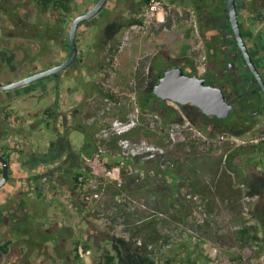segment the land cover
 <instances>
[{"label":"rangeland","instance_id":"1","mask_svg":"<svg viewBox=\"0 0 264 264\" xmlns=\"http://www.w3.org/2000/svg\"><path fill=\"white\" fill-rule=\"evenodd\" d=\"M97 1L98 0H70V4L74 15L76 14L78 16L79 14L85 13L86 9L92 7ZM115 1L116 0H110L104 9L110 11L115 5ZM162 3L165 7L164 14L167 16L166 18L168 19L171 17V23L167 24L165 28L167 30L163 29L161 33H158L162 26L159 27L158 21H153L152 24H148L149 26L145 25L144 28L138 29L135 27L123 31L119 36L121 44L119 57H116L117 59H115L111 70L106 73L105 77L101 75L99 77L98 74H93L95 71L94 58L97 55V49L99 50L97 44L99 38L102 37L105 24L102 19L105 16L98 18L95 23L90 22L87 24L88 26L83 23L79 26L77 33V59L79 60L82 54L85 55L83 65L79 66V70L82 71L80 73L77 71L73 72L71 68H67L61 72V78L67 80L75 98L82 95L84 83L87 84L84 87L88 86L91 88V86L95 87L94 83L100 82L96 86H100L103 91H110L113 93L118 98L117 102L121 103L120 106H113V104H110L111 102H101L98 100V95L96 97L98 98L97 102L93 107L94 109L87 114L88 118L95 115L94 117L97 119L111 121L114 114L119 113V111H122L126 115L132 109L133 98L138 96V85L134 77L136 71L139 68H143L144 65H149L154 57L160 56V48L162 45L168 48V53L164 54L166 59L172 62L159 61L161 68L163 70L169 69L174 66V63L179 62L176 59H172L170 56H179L183 46L188 42V39L185 37L186 27H191L193 23L188 19L183 25L182 22L169 14L164 0H162ZM129 6V0L121 3L120 9L117 10L118 12L113 11L112 14L110 13L111 15L107 17L106 23L110 20H114L118 16L117 13H119V15L128 16L131 12ZM169 8L172 7L170 6ZM102 13H105V10H103ZM141 13H145V11ZM39 14L40 12L33 4L32 0H0V34L2 32V34L9 35L13 32L14 35L21 36V31H24V34L31 37V29L34 25H36L41 33L44 32L48 28L46 26L49 23L43 22ZM59 14L58 12V15L55 16L53 11H48L47 14H43L42 17L44 16L50 22V28L54 29V24H56L58 28H64L62 32L64 35L61 38V40L63 39V46L61 45V48H55L54 43H51L49 38H45L44 36L39 37L41 35L37 36L42 39L40 40V42L42 41L40 47L35 44L40 54L44 56V60L48 57L45 56L48 50H52L54 55L56 50L58 53L56 52L57 55L54 56H57L54 58V63L67 57L69 49L66 45L65 38L70 29L71 22H73V18L70 16L68 17V23L62 24ZM11 46H13V44ZM16 48L17 46H14V50H16ZM189 55L191 60H194L195 64L205 56V53L203 49L194 48L189 51ZM10 57H13L10 51L5 50L4 47L0 48V72L6 71V69H8L7 67L14 63L8 61ZM111 57L112 56H110V58ZM25 59L26 56L24 57V60ZM14 64H18L17 61ZM37 66L40 69L46 67L44 62L37 63ZM90 66H92V68H90ZM182 67L186 74L192 72V69L186 64H183ZM195 69L197 71L196 75H203L202 65L195 66ZM87 71L91 74H88ZM63 92H66V90L64 89ZM34 99L35 98L28 100L33 101ZM167 104L181 112L179 105L172 102H167ZM31 105L36 107V102L33 101ZM15 109L16 112H20L17 108ZM102 112L104 114H102ZM211 127L212 126H210V128ZM53 134V127L52 129L45 127L44 137L50 139ZM256 134H250L246 138H256L262 133ZM158 135L159 134L152 133L150 137L143 136L142 138H147L150 141L165 146L168 150V161L174 164L173 168H176L180 174H192L194 179L186 183H181V194L187 198L189 203L177 201L175 209L171 210L168 208L166 200L161 199L160 191H156L158 190V184L161 183L160 179H156V181L147 179L142 185L143 188L132 194L128 193V191L118 194L116 192L118 188L115 184H107L102 199L88 204L83 210H79L76 206L78 195L73 194L72 179L68 178L64 184L56 185L54 193H51L50 190L41 193L42 195L36 197L34 200L39 201L40 207L35 211L28 210L29 216L31 217L28 220H35L36 223L42 227V240L40 243L45 246L48 251L52 252V249L54 250V255H52L54 264H67L64 263L62 259L58 258V252L62 247H65V251L68 253L75 239L86 238L88 234L90 236V243L96 245L100 249L98 251L92 248L90 254L83 258V264H104L105 258L103 257V253L108 250V246L105 243L107 237L115 235L128 238L133 231L130 228H134L135 224L140 223L137 221L142 218H144L145 222H150L155 219L160 223L158 230L161 237L148 247L153 250V254L157 258V255H159L163 259L172 257L177 261L184 258V256H191L192 263L185 260L182 264H204L206 261H208V264H236L237 256L241 255L244 257V261L248 258L251 260L249 262L251 264H261L260 258L264 253L258 255L255 249L252 250L247 247L240 250L239 245L233 239L234 233L240 228V222L234 220L237 212H240L239 216L244 215L249 217L252 212H255L256 208H259V215L264 217V213H262L264 206L261 199H245L242 186L236 187L238 193H235L234 196L230 195L227 200L222 199L220 193L214 196V193H210L207 189L203 192L200 190L201 188L197 186L198 189H196L195 186V182H199L202 179L209 181V185L207 184L208 186H215L218 185L223 178H227L229 175L225 169V153L229 150L236 149L238 146L232 143L230 137L227 135H224L223 139L221 138L222 135H214L212 136L214 143L210 144V149L208 150V144L203 143L202 138L195 137L196 141L198 140L197 142H200V144L192 148L190 152L193 158L191 159L200 162V165H198L200 172L194 173L192 169H185L183 164H181L182 161L176 156L177 154H182L181 152L187 147L182 146V143H178L175 147L170 148L169 143L167 144V137ZM54 137H56V135H54ZM82 140L83 134L81 131L75 130L72 132L71 141L74 147L82 145ZM254 156V154L240 156L236 158L235 162L243 167L246 173L264 171V155L255 156L256 159H252ZM11 170L13 171V169ZM142 179L143 175H139L137 178L139 181ZM195 179L197 181H195ZM123 183H125L124 179ZM240 189L243 192L240 193ZM121 195H125L126 204L129 205L125 210H130L129 212L131 213L128 214V211H126L128 214H126L127 216L116 215V208H121L120 205H118L119 200L122 198ZM13 200H18V197L12 195L11 184H6L0 188V206H8ZM231 201L233 203V208L229 206ZM156 202L159 207L166 209V211H156ZM82 205L83 203L81 206ZM31 206L34 207L35 204L31 203L29 208ZM16 234L8 233L7 241H15L18 239ZM56 234L58 235V239H55ZM166 235L170 237V241L168 245L163 246L162 238ZM50 236H53L54 240H51ZM137 241L139 245L143 243L142 239H137ZM19 249L24 252L25 246L22 245ZM49 253L45 252L42 258H36V260H38L35 264H52L50 263L52 260L50 259L51 254ZM193 261H196V263Z\"/></svg>","mask_w":264,"mask_h":264},{"label":"flooded vegetation","instance_id":"2","mask_svg":"<svg viewBox=\"0 0 264 264\" xmlns=\"http://www.w3.org/2000/svg\"><path fill=\"white\" fill-rule=\"evenodd\" d=\"M109 1L110 0H108V2ZM124 1L128 0H116L115 5L110 11L108 9H104L107 5L106 4L96 16L83 22V24L88 26L87 24H89L90 22L95 23L98 18L105 16L102 19V21L105 22L103 27L104 29L105 26L111 22L110 20L106 23L107 17L110 16L113 11L116 12L118 9H120V4ZM142 1L143 0H129V10L131 12L128 14V16H124L121 14L119 15V13H117L118 16L112 21L119 20L121 22H126L129 16L134 15L133 12L135 10L137 12L138 8L142 6V10L138 14H136L138 19H142V23L134 24L129 28L137 27L138 29H140L144 28L145 25L149 26L148 24L152 23L146 21V12L141 13L142 11H146L148 4L142 5ZM97 2H95L92 7L86 9L85 13L93 8ZM164 2L168 8L169 14L173 17H176V15H178L181 19L180 22H182L183 25L188 21V19L193 23L191 27H186V33L188 29H192L191 34L196 42L195 46L192 49H203L205 53V56L195 64L194 60H191L189 53L183 56L180 52L179 56H170L172 59H176L177 61H179L178 63H174L173 67H181L183 69L182 65L186 64L192 69V72L189 73V75H196L197 71L195 69V66L197 67L202 65L203 75L197 76L204 78L207 85H213L222 89L227 101L234 106V109L231 112H235V114L238 116L237 118H239V120H237V123L239 121L238 124L244 126H248L251 123H254L256 124L257 131L263 130L264 86L262 85L256 74L253 72L251 67L248 65L247 61L244 58V54L240 49L236 29L231 18L230 0H164ZM170 6L172 8H169ZM103 10H105V13H102ZM235 10L237 15V31L240 32L242 38L244 39V43L248 51L250 52L252 60L264 84V0H235ZM54 14L56 16L58 15V12L54 10ZM75 17H73V20L75 19ZM167 20L168 19L166 18L165 23L158 22L159 27L162 26V28L160 27L158 33H161L163 29L167 30L165 29L167 27ZM49 26L50 24H47L46 27L48 28L41 33L36 25H34L31 29L33 35H31V37L24 34V31H21V36L14 35L13 32L9 35H6L4 33L2 34L1 32L0 48L4 47L5 50L11 51V53L13 54V57H11V62L15 63L17 61L18 64H11L9 68L6 69L5 73L1 71L0 79L2 78V75L9 76L15 74L16 71H20L21 76L20 78L16 79L19 80L21 78L57 66L58 64L62 63L64 59H67L71 51L69 31L65 38L66 45L69 49L67 57L62 59L61 61H57L54 63V58L57 57L54 56L57 55V51L55 50L54 55L52 50H48V53L45 56L48 55V60H51V64L42 69L38 68L37 63L44 62V56L41 55L40 51L38 50V47H40V43H42V41L40 42V40L42 39L38 38L37 36L41 35L39 37L44 36L45 38H49L51 40V43H54L55 48H61V45L63 46V39L61 40V38L64 35V33H62L64 28H58L56 24H54V29L50 28ZM129 28H125L124 30H122V32ZM122 32L118 34L116 41H114V44H112V42L106 43L104 38H99L97 44V46H99V50L97 49V55L94 58L95 71L93 74H98L99 77L100 75L102 77H105L106 73L111 70L115 59H117L116 57H118L119 52L121 51L119 36ZM17 37H20L23 40L20 46H18V41L15 40ZM117 41L118 43H115ZM11 43L13 44V48L14 46H17V48L19 49L12 50L10 48ZM188 43L189 40L187 44ZM35 44L38 47L35 46ZM111 48H113L112 50L115 49L116 52H111ZM18 51L20 52V55H17ZM25 56L26 59L24 60ZM110 56L112 57L110 58ZM160 57L163 60H167L164 53H161ZM77 58L68 68H71L73 72L77 71L80 73L82 70H79V66L83 65L85 55L82 54L79 60ZM90 68H92V66H90ZM165 70H163V72ZM89 73L90 72H88V74ZM61 74L62 73L53 74L49 77L39 79L34 83L19 87L11 91L0 90V102L5 101V99L12 100L20 96H23L24 98L33 96L36 100L40 101V99H43L44 95L50 91H54L55 95V91H57V89H59L62 85L65 86V84H67V80H63L61 78ZM16 80L14 79L12 80V82ZM7 83H11V81L4 80L3 84ZM99 83L100 82L94 83V85L96 86ZM66 89L68 92L66 93L67 96L70 94L72 97L73 92L70 90L69 85L66 86ZM71 99L72 98H70V100ZM57 101L58 98H56L54 102L49 105L50 111L44 115V117L46 118V122H51L49 123L51 129L52 122L54 121L55 123L57 117L56 115L58 114L56 109ZM82 101L83 96H81V101L76 104V106L79 107L84 102ZM108 102L110 103L112 102V100H108ZM48 110H46V112ZM75 110H77V108L74 107L73 110H69V112H72L73 115V111L75 112ZM65 114L66 113L62 115L66 123L62 124L64 131L63 136H60L59 139L57 138L52 147V149H54V164L49 165L50 163L47 159H44L42 155H38L39 158H43V160H39V163H45L44 165L47 166V170L44 171L46 182L49 186H52L54 182V188L56 187V185L64 184V182L68 180V178L72 177L76 170L82 167L83 157L85 156L82 153L83 145L82 147H74L72 141H70L69 135L73 132L74 129L73 127H71L70 123V125L67 123L68 117ZM31 119H35V114H32ZM80 119L82 120V124L86 123L85 116L84 118ZM91 121H96V118H92ZM94 140L96 143L100 142L98 135L96 137L94 136ZM34 175H36L35 177L39 176V174ZM29 196H21L19 202L17 200H14V202H16L15 208H12L10 205L3 207L0 206V247L7 242L8 233H17L16 236L18 237V239L12 241L11 245L9 246L8 252L2 253L0 249V264H35V262L39 258H42L45 252H50L47 250V248H45V246L40 243V241L42 240V227L37 224L35 220H28L29 218H31L29 216L28 210L35 211L38 207H40L39 201H34L35 197L31 198ZM31 203H34L35 206H31L29 208ZM50 237L51 240H54L53 236ZM55 239H58L57 234ZM22 245L25 246L24 252L19 249V247ZM49 254H51L50 259L53 261L54 259L52 255H54V250L52 249V252H50ZM36 258L38 259L36 260ZM52 261L50 263L54 264V261ZM64 263L76 264V262H74L72 259H68V262Z\"/></svg>","mask_w":264,"mask_h":264},{"label":"trees","instance_id":"3","mask_svg":"<svg viewBox=\"0 0 264 264\" xmlns=\"http://www.w3.org/2000/svg\"><path fill=\"white\" fill-rule=\"evenodd\" d=\"M32 2L40 12L39 15L41 16V20L45 23L50 24V22L44 16L42 17V15L47 14L48 11L54 12L55 10L59 12L60 22L62 24L68 23V17L72 16L73 18L76 16V14L74 15L73 10L71 8L70 0H32ZM148 3L149 0L142 1V5ZM141 10L142 6L138 8L137 12L136 10H133L134 15H130L126 22H121L119 20L111 21L103 29L101 38H104L106 43L112 42V44H114V41H116L118 34L122 32V30H124L125 28H129L134 24L142 23V19H138L136 16V14H138ZM175 18L179 21L181 20L178 15H176ZM167 21V24H170L171 17H169ZM191 33L192 29H188L187 33L185 34V37L189 40V43L183 46L181 50V54L183 56L187 55L189 51L195 46L196 42ZM115 43H118V41ZM112 49L113 48H111V52L115 53L116 50L114 49V51ZM160 51L163 54L168 53L169 50L165 47V45H163L160 48ZM8 61L11 62V57L8 58ZM159 61L170 62L169 60H163L160 56H156L153 58L152 62H150L149 65H144L143 68H139L134 75L138 85V96L135 98L137 100V104L140 108L141 114L144 117L147 114L157 113L163 119L164 126H167L172 123H184L188 121L191 125H193L198 130L202 131L205 135H207L208 138H211L209 139L211 141L210 144L214 143V139H212V136L214 135L247 137L248 135L253 133L261 134L263 132L264 129L261 131H257L256 124L254 123H251L248 126L238 124L239 121L237 123V120H239V118H237L238 116L235 114V112H231L230 115L225 119H218L216 117L205 116L196 106L191 104L180 106V112L173 106L168 105L166 101L159 99L154 94L155 85L159 82V78L164 75L163 69L161 68ZM100 94L105 95L107 99L112 100V102H115V106H117L118 98L113 93H111L110 91L102 90ZM96 120L98 119L96 118ZM210 126L212 127L210 128ZM140 128H143V130L145 131L144 137H150L152 133H154L150 129H148L145 124H143V126H141ZM161 135L162 137L165 136V134ZM197 141L196 138H194L184 141V143H181L183 144L182 146H191L194 148L196 147V145L200 144V142L198 143ZM202 142L208 144L204 140ZM168 143L169 142H167V144ZM98 144L99 145L97 146L96 151L99 149L100 146L104 145H106V148L110 153L112 151L114 152V150H118L116 140H112L107 144L100 141ZM209 149L210 147L208 148V150ZM0 153L6 158L9 167H11V155L6 153V149L0 150ZM251 154H254L255 156H263L264 142L260 141L255 144L238 146L236 149L229 150L225 153V169L231 181L229 183H224V188L220 192V194L222 199L227 200L230 195L234 196L235 193H238V191H236V187L242 186L244 192L240 189V193L243 192L245 199L247 197L260 198L264 206V171L256 173H246L244 168L239 166L235 162L237 157L249 156ZM255 156L252 159H256ZM127 161L132 162V164H127ZM120 164V158L117 163L109 164L108 162H106V165L109 168L118 166ZM139 175H143V179L141 181L137 180ZM90 176V169L85 166L84 161L82 167H80L72 175L73 189L78 195V200L76 199V206L79 210H83L85 206H88V204L84 200V194L87 192L85 184L87 183ZM1 177L2 165L0 163V179ZM80 177L84 178L83 182H80ZM122 178L125 180V183L122 182L120 186L116 182L114 183L115 186L118 188V191H116L118 194H122L125 191H128V193L132 194L135 191L141 190L143 188L142 185L145 183V180L152 179L156 181V179H160L161 183L158 184V190L156 191H160L161 199L166 200L168 208L174 210L177 201H181L183 203L188 202L187 198L181 194V183L184 182V180L180 176V173L179 171H177L176 168L171 169L170 167H167L165 170H163L160 169L158 164L154 162H142L139 159H128L124 161L122 166ZM168 178L171 181L167 182ZM82 203L83 205L81 206ZM126 203V199L123 202H118V205H120L121 208H116V215L119 214V216H125L127 214L126 211H128V214L131 213L129 212L130 210H125L129 206ZM229 206L230 208H233L232 201L230 202ZM155 210L160 212L166 211V209L159 207L157 202L155 203ZM258 210L259 208H256L255 212H252L249 217L244 215V217L242 215L239 216L240 212H237L234 220L240 222V228L234 233L233 239L239 245L240 250H243L247 247L252 250L255 249V252L258 255H261L264 253V217H262V215H259L260 213L258 212ZM262 213H264V210H262ZM137 222L140 223L135 224L134 228H130L133 231L128 238L124 236L115 235L107 237L105 243L108 246V250L103 253V257L105 258L104 264H182L185 260H188L190 263H192V259L190 258L191 256H184V258H181L177 261H175L172 257H167L165 259L161 258L159 255H157L158 258L155 257V255L153 254V250L151 248L149 249L148 247L151 243L161 237L158 230L160 223L155 219L150 222H145L144 218L138 220ZM89 239V234L86 238L75 239L72 242V248L68 251V253L65 251V247H62V249L57 254L58 258H62L64 262H68V259H72L77 264H83V258L79 254L80 248H82L84 252L91 251L92 248L98 251L100 249L96 245L91 244ZM137 239H142L143 243L139 245ZM162 240L163 246L168 245L170 237L166 235L164 236V238H162ZM11 243L12 241H7L4 245H2L0 247L1 252H8ZM196 261L193 262L196 263ZM250 261L251 260L248 258L246 259V261H244V257L240 255L237 256L236 264H251L249 263ZM204 264H208V261H206V263Z\"/></svg>","mask_w":264,"mask_h":264},{"label":"crops","instance_id":"4","mask_svg":"<svg viewBox=\"0 0 264 264\" xmlns=\"http://www.w3.org/2000/svg\"><path fill=\"white\" fill-rule=\"evenodd\" d=\"M15 40L18 41V46H20L21 42L23 41L20 37H17ZM10 48L14 50L13 46H10ZM47 53L48 52H46V54ZM17 55H20L19 51L17 52ZM2 57L6 58L4 56ZM44 63L47 67L49 64H51V60H48L47 57L45 58ZM7 68H9V66ZM2 72L5 73L6 71ZM20 76V71H16L15 74L9 76L2 75L0 82L3 83L4 80H10L12 82V80H16L17 78H20ZM67 85H62L59 89H57V91H55V95L54 91H50L46 93L44 95V98H41L40 101L34 99L33 101L36 102V107L31 105L33 101L24 99L23 96H20L18 98L16 97L12 100L5 99V101L0 102V150L6 149V153L11 155L10 160L12 168H10L13 169V171L11 170L10 178L7 184H11L12 195H16L18 197V202L20 201L21 196L26 197L30 195L29 197L36 198L40 197L42 195L41 193L46 190H50L52 193H54V182L52 186H49L44 176V171L47 170V166L44 165L45 163H39V160H43L44 158L49 161V165L54 164V149H52V147L56 139H59L60 136H63L64 131L62 124L65 123V120L63 119L62 115L64 113H66L65 115L68 117L67 123H70L71 127H73L74 129L73 131L80 130L83 134V147L82 145H80V147L83 148L82 153L84 155L94 154L97 149V146L99 145L95 142L94 136L96 137L97 134L100 132L102 128V122L104 120L98 119L92 122L91 119L94 118L95 115L92 114L93 116H90L88 118L87 114H89V112L94 109L93 107L94 104L97 102L98 98L96 97L98 95V100L101 102H108L109 99H107L105 95L100 94L102 92L100 86H91V88L88 86L84 87L85 85H87L84 83L82 91L83 95H81L83 96L84 102L82 101L83 103L79 107H77L76 104L81 101V96L75 98V95L73 93V96L71 97L72 99L70 100L66 92H63ZM56 98H58V101L56 102V109L58 114L56 115L57 117L55 123L54 121L52 122V127L53 129L55 128L54 134L49 139L48 137H44L43 134L45 131V127H49V129H51L49 125V123L51 122H46V118L44 117V115L50 111L49 105L53 103ZM74 107L77 108V110H75V112L73 111L72 115V112L70 113L69 110H73ZM15 108H17L20 112H16ZM46 110L48 111L46 112ZM32 114H35L34 120L31 119ZM126 115L122 111H119V113H117L113 117L125 118ZM84 116L86 119V123L82 124V120L80 118H84ZM105 121L108 120L105 119ZM144 132L145 131L143 130V128H139L132 134V137L137 139L142 138L144 136ZM54 135H56V137H54ZM69 138L71 141V133L69 135ZM186 147L187 148H185L183 151L184 154L183 152H181L182 154H177L176 156H178V159L182 161L181 164H183L185 169H192L194 173L200 172V169L198 167V165H200V162L198 160H192L193 158L190 150L193 147ZM38 155H42L43 158H39ZM102 158L109 164L117 163L119 161L118 150H114V152L112 151L111 153L109 152L107 154H104ZM127 164H132V162L127 161ZM34 174H39V176L35 177L36 175ZM180 176L183 178L184 183L194 179L191 173L180 174ZM196 179L195 181H197ZM169 181L171 180L168 178L167 182ZM230 181L231 180L228 177L223 178L218 185H213L214 187L211 185V187L208 186L209 181H205L202 179L199 182H195V186L196 189H198V187L201 188L200 190L203 192H205V190L207 189L208 191H210V193H214V196H216L220 193V191L223 190L224 183H229ZM211 182L214 183L213 181ZM72 191L73 194H77L73 188ZM15 205L16 202H14L13 200L10 206L12 208H15Z\"/></svg>","mask_w":264,"mask_h":264},{"label":"built area","instance_id":"5","mask_svg":"<svg viewBox=\"0 0 264 264\" xmlns=\"http://www.w3.org/2000/svg\"><path fill=\"white\" fill-rule=\"evenodd\" d=\"M164 9L165 7L162 0H149L145 11L146 21L151 23L153 21L165 23L167 16L164 14ZM110 104H113V106L116 105L115 102H111ZM117 105L120 106V102H118ZM102 114L104 113L102 112ZM102 124L103 127L101 128L98 137L100 141L105 144L112 140H116L121 164L112 168H109L106 165V161L102 158L104 154L109 153L106 145L100 146L94 154L85 155L83 157L84 164L90 169L91 173L90 178L85 184L87 192L84 194V200L87 204H91L102 199L107 184L116 182L119 186L121 185L123 182L122 166L125 160L139 159L142 162H154L157 163L159 168L163 170L167 167H170L171 169L174 167V164L167 159L168 150L165 146L150 141L147 138L137 139L132 137V134L138 128L143 126V124L156 134H165L170 148L175 147L178 143L194 139L195 137L202 138L209 146L211 142L202 131L198 130L188 121L184 123H172L164 126L163 120L158 114H147L144 117L141 114L135 97L133 98L132 109L127 113L125 118H113L111 121L104 120ZM229 137L232 143L236 146H245L255 144L260 141L264 142V130L262 134L256 138L239 136ZM221 138L223 139L224 135H222ZM79 180L80 182H83L84 178L80 177ZM124 197L125 195H122L119 202H123L125 200ZM246 199L252 200L254 198L247 197ZM79 254L82 258H84L90 254V251L84 252V250L80 248ZM260 259L261 264H264V255L261 256Z\"/></svg>","mask_w":264,"mask_h":264},{"label":"water","instance_id":"6","mask_svg":"<svg viewBox=\"0 0 264 264\" xmlns=\"http://www.w3.org/2000/svg\"><path fill=\"white\" fill-rule=\"evenodd\" d=\"M107 2L108 0H98L93 8L88 10L86 13L79 14L73 20L69 30L71 51L65 61L58 64L57 66L21 78L11 83L3 84L0 82V90L11 91L17 89L19 87L34 83L39 79L49 77L53 74H60L62 71L71 66L78 56L77 33L79 26L83 22L96 16L104 8ZM230 10L231 18L236 29L237 39L239 41V46L242 53L244 54V58L264 86L259 72L257 71L252 60L250 52L244 43V39L242 38L240 32L237 31L235 0H230ZM65 90L66 93H68L66 88ZM154 94L163 101L172 102L179 106H185L188 104L194 105L205 116L216 117L218 119L227 118L234 109V106L227 101L222 89L213 85H207L205 83V79L197 75L186 74L181 67H173L165 70L164 75L159 78V82L154 87ZM32 98L34 97L29 96L24 99L28 100ZM68 98H71L70 94L68 95ZM0 163L2 165L0 188H2L8 183L9 180V164L2 154H0Z\"/></svg>","mask_w":264,"mask_h":264},{"label":"bare ground","instance_id":"7","mask_svg":"<svg viewBox=\"0 0 264 264\" xmlns=\"http://www.w3.org/2000/svg\"><path fill=\"white\" fill-rule=\"evenodd\" d=\"M1 154V153H0ZM9 178H10V167H9Z\"/></svg>","mask_w":264,"mask_h":264}]
</instances>
